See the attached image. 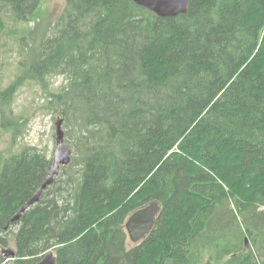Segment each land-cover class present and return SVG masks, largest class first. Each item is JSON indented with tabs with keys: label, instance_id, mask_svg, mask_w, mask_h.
Returning a JSON list of instances; mask_svg holds the SVG:
<instances>
[{
	"label": "trees",
	"instance_id": "obj_1",
	"mask_svg": "<svg viewBox=\"0 0 264 264\" xmlns=\"http://www.w3.org/2000/svg\"><path fill=\"white\" fill-rule=\"evenodd\" d=\"M42 2L0 10L28 24ZM23 40L24 80L66 78L52 104L73 156L15 223L53 157L24 146L1 159L0 264L50 252L55 264H264L263 0H192L176 18L66 0ZM152 201L155 227L131 244L126 223Z\"/></svg>",
	"mask_w": 264,
	"mask_h": 264
},
{
	"label": "rangeland",
	"instance_id": "obj_2",
	"mask_svg": "<svg viewBox=\"0 0 264 264\" xmlns=\"http://www.w3.org/2000/svg\"><path fill=\"white\" fill-rule=\"evenodd\" d=\"M65 6L66 0H43L36 17L28 24L13 22L7 8L0 10V92L14 87L5 115L0 110V166L2 158L24 146L36 147L51 157L54 155L56 124L60 116L52 104V94L60 91L66 84V78L49 76L43 81L24 80L19 63L26 43L24 36L29 31L55 24ZM3 116L14 121L11 126L1 127ZM130 243L133 244L131 240Z\"/></svg>",
	"mask_w": 264,
	"mask_h": 264
},
{
	"label": "water",
	"instance_id": "obj_3",
	"mask_svg": "<svg viewBox=\"0 0 264 264\" xmlns=\"http://www.w3.org/2000/svg\"><path fill=\"white\" fill-rule=\"evenodd\" d=\"M136 5L141 8L152 11L157 16L162 18H176L180 15L186 14L189 11L192 0H132ZM264 1V0H263ZM63 119H59L56 137V150L53 155V166L50 171L49 176L44 181L40 189L33 196V198L28 201L15 215L12 222H18L23 214L28 211L32 206L36 205L44 191L50 187L56 176L59 174L62 167L70 165L72 161L73 151L65 144V133L63 130ZM161 212V205L157 201H152L147 206L139 209L128 219L126 223V230L133 243H139L145 239L151 231L154 229L156 220ZM7 257H15V252L13 250L5 251ZM56 255L54 252L47 254L41 261L37 264H55Z\"/></svg>",
	"mask_w": 264,
	"mask_h": 264
}]
</instances>
